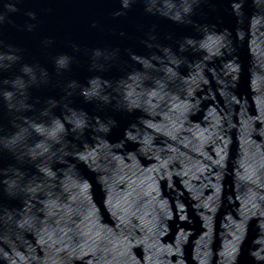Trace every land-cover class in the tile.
Masks as SVG:
<instances>
[{"label":"water","instance_id":"obj_1","mask_svg":"<svg viewBox=\"0 0 264 264\" xmlns=\"http://www.w3.org/2000/svg\"><path fill=\"white\" fill-rule=\"evenodd\" d=\"M0 264H264V0H0Z\"/></svg>","mask_w":264,"mask_h":264}]
</instances>
